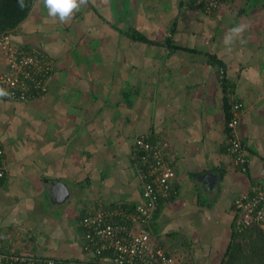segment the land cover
I'll return each instance as SVG.
<instances>
[{"label": "crops", "instance_id": "crops-1", "mask_svg": "<svg viewBox=\"0 0 264 264\" xmlns=\"http://www.w3.org/2000/svg\"><path fill=\"white\" fill-rule=\"evenodd\" d=\"M236 23L249 25L246 43L229 54ZM8 35L51 69L36 98L0 99V250L86 262L82 217L143 202L131 160L143 135L175 171L151 242L220 264L247 227L233 199L264 184V0L210 14L183 0H89L67 23L34 0ZM237 102L245 171L228 152Z\"/></svg>", "mask_w": 264, "mask_h": 264}, {"label": "built area", "instance_id": "built-area-1", "mask_svg": "<svg viewBox=\"0 0 264 264\" xmlns=\"http://www.w3.org/2000/svg\"><path fill=\"white\" fill-rule=\"evenodd\" d=\"M183 1L209 14L218 11L224 2ZM50 69L49 61L15 45L8 32L0 33V88L12 94L9 98L29 101L44 93ZM219 78L221 81L225 78L222 70ZM240 108L239 102L233 104L228 152L238 168L245 171L246 157L234 130ZM134 145L136 153H132L131 160L140 177L143 202L137 207L117 206L82 217V250L88 254L86 262L0 250V264H186L181 253L167 252L150 240V224L159 202L169 200L176 192L174 168L150 138L139 135ZM4 175V151L0 145V180ZM232 205L244 226L255 225L264 232V184H255L250 191L237 195Z\"/></svg>", "mask_w": 264, "mask_h": 264}, {"label": "trees", "instance_id": "trees-1", "mask_svg": "<svg viewBox=\"0 0 264 264\" xmlns=\"http://www.w3.org/2000/svg\"><path fill=\"white\" fill-rule=\"evenodd\" d=\"M34 0H25L21 9L18 0H0V33L8 32L29 13ZM222 84H228L224 78ZM220 264H264V232L257 226L243 227L235 233Z\"/></svg>", "mask_w": 264, "mask_h": 264}, {"label": "clouds", "instance_id": "clouds-1", "mask_svg": "<svg viewBox=\"0 0 264 264\" xmlns=\"http://www.w3.org/2000/svg\"><path fill=\"white\" fill-rule=\"evenodd\" d=\"M21 9L26 7L25 0H18ZM44 8L47 9L49 17L60 23H67L73 18V14L85 7L89 0H39ZM249 25L245 23H236L225 33L223 37L224 51L231 53L236 44L243 45L246 43L244 33L248 30ZM11 93L4 88H0V99L11 97Z\"/></svg>", "mask_w": 264, "mask_h": 264}, {"label": "rangeland", "instance_id": "rangeland-1", "mask_svg": "<svg viewBox=\"0 0 264 264\" xmlns=\"http://www.w3.org/2000/svg\"><path fill=\"white\" fill-rule=\"evenodd\" d=\"M241 1H239V3H240Z\"/></svg>", "mask_w": 264, "mask_h": 264}]
</instances>
